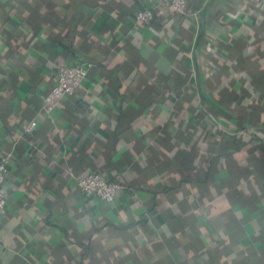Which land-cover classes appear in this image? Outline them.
Returning <instances> with one entry per match:
<instances>
[{
	"label": "crops",
	"instance_id": "1",
	"mask_svg": "<svg viewBox=\"0 0 264 264\" xmlns=\"http://www.w3.org/2000/svg\"><path fill=\"white\" fill-rule=\"evenodd\" d=\"M194 1L0 0V264H264V0ZM87 173L126 188L87 200Z\"/></svg>",
	"mask_w": 264,
	"mask_h": 264
},
{
	"label": "built area",
	"instance_id": "2",
	"mask_svg": "<svg viewBox=\"0 0 264 264\" xmlns=\"http://www.w3.org/2000/svg\"><path fill=\"white\" fill-rule=\"evenodd\" d=\"M158 8L166 10L176 16H186L191 13L197 15L200 11L192 12L189 0H155ZM154 9L148 8L135 16L137 23L151 25L154 21ZM210 51V49H209ZM90 63H68L61 65L58 70V78L44 97V112L51 114L64 99H71L76 90L88 77ZM37 128V123L32 122L26 127L27 133H32ZM13 153L7 152L0 157V216L7 213L8 203L3 192V186L10 173V166ZM78 187L82 196L87 200H98L102 203L112 204L118 194L126 186L121 182L107 180L104 176L97 173H90L78 181Z\"/></svg>",
	"mask_w": 264,
	"mask_h": 264
},
{
	"label": "trees",
	"instance_id": "3",
	"mask_svg": "<svg viewBox=\"0 0 264 264\" xmlns=\"http://www.w3.org/2000/svg\"><path fill=\"white\" fill-rule=\"evenodd\" d=\"M189 3H190V7H191V11L192 12H196L197 10H199V8H198V4H196V2L194 1V0H189ZM153 24H155V19H154V21L151 23V25H153ZM150 25V26H151ZM209 49H211L209 46L207 47V50L209 51ZM207 57V56H206ZM74 97V99H75V97H76V93H75V95L73 96ZM87 174H90V173H87ZM87 174H85L84 176H86ZM97 174H99V173H97ZM83 176V177H84Z\"/></svg>",
	"mask_w": 264,
	"mask_h": 264
}]
</instances>
